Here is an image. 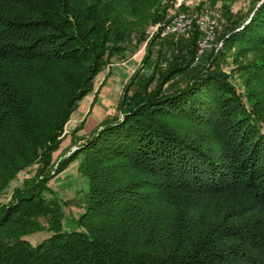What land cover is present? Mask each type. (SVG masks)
Wrapping results in <instances>:
<instances>
[{
	"label": "trees",
	"instance_id": "16d2710c",
	"mask_svg": "<svg viewBox=\"0 0 264 264\" xmlns=\"http://www.w3.org/2000/svg\"><path fill=\"white\" fill-rule=\"evenodd\" d=\"M170 1L0 0V264H264V0L242 20L222 6L241 93L224 54L194 62L196 29L153 60L151 38L119 116L55 159L95 78ZM79 157L85 205L68 230L48 184Z\"/></svg>",
	"mask_w": 264,
	"mask_h": 264
},
{
	"label": "rangeland",
	"instance_id": "374dc122",
	"mask_svg": "<svg viewBox=\"0 0 264 264\" xmlns=\"http://www.w3.org/2000/svg\"><path fill=\"white\" fill-rule=\"evenodd\" d=\"M254 1L255 0H216L215 4L212 5L211 0H172L170 1L171 7L167 14V19L179 12L194 16L202 13L204 10H212L220 14L219 29L211 44L213 46H210L205 52L212 51V53L209 54L210 57H212L214 53H222L226 56V63L225 61L219 62L220 68L225 74H229V81L235 86L239 93L242 92L245 75L241 70H238L237 64H234L232 61L236 49L229 50L230 48L228 45L219 38L222 31L221 23L224 20L222 6L226 4L231 14L237 15L239 20H242L252 16L250 10ZM260 3L261 2H259L258 5H260ZM181 8H183V10H180ZM151 27L152 26L146 30L145 42L138 50H135L133 44L129 45L128 51L124 57L112 59L111 63L106 66L103 72L95 78L93 92L79 102L77 109L73 112L64 128L65 137L55 159L68 156L77 148L75 146L83 144L97 130L102 121L113 116H119L117 105L120 101L124 86L134 72L140 69L142 58L146 52L147 42L151 38H157V44L154 45L152 60L155 59L156 51L161 47L165 52L168 54L170 53L168 44H164V40L167 37L162 38L158 34L151 37L147 35ZM223 42L225 43L224 45ZM249 59H251V56H249ZM145 71L146 70L143 72ZM79 126L80 129L75 132V129ZM80 158L81 157L72 162L65 171L53 178L48 184L53 192V196L61 202L64 228L68 230L76 228L72 221L83 211L85 205L84 197L87 191V183L78 172ZM24 176H26V174H20L17 181L20 182ZM17 181L16 183L18 184ZM16 183H14V185H16ZM9 194L10 190L8 189L5 194L0 195V203L6 202ZM48 198H51V196H48ZM48 236L49 234L46 231H41L27 236L26 239L32 245H36Z\"/></svg>",
	"mask_w": 264,
	"mask_h": 264
},
{
	"label": "built area",
	"instance_id": "2783aa9c",
	"mask_svg": "<svg viewBox=\"0 0 264 264\" xmlns=\"http://www.w3.org/2000/svg\"><path fill=\"white\" fill-rule=\"evenodd\" d=\"M220 18V14L212 16V18L187 16L186 13L179 12L171 16L166 22L158 23L156 29L152 33H147L149 37L153 35H159L162 38H166L167 34H174L176 37L180 36L188 39L191 32L196 29L199 33L197 41V51L195 61L205 53V46L209 45V34L215 29V19Z\"/></svg>",
	"mask_w": 264,
	"mask_h": 264
},
{
	"label": "bare ground",
	"instance_id": "6f19581e",
	"mask_svg": "<svg viewBox=\"0 0 264 264\" xmlns=\"http://www.w3.org/2000/svg\"><path fill=\"white\" fill-rule=\"evenodd\" d=\"M217 14L218 13L216 11L204 10V11H202V13H200L198 15H194V16H196V17L212 18V16H217ZM187 16H189V15H187ZM219 20H220V18L215 19L216 29L212 33L209 34V45H211L213 43L214 38H215V35H216V32L219 29ZM154 29H156V25L153 26V27H151L149 29V32L148 33H152ZM150 30H151V32H150ZM169 36H174V34H167V37H169ZM209 48H210V46H205V51L207 49H209Z\"/></svg>",
	"mask_w": 264,
	"mask_h": 264
}]
</instances>
